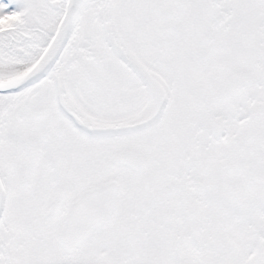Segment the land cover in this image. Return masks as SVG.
<instances>
[{
  "label": "snow or ice",
  "instance_id": "snow-or-ice-1",
  "mask_svg": "<svg viewBox=\"0 0 264 264\" xmlns=\"http://www.w3.org/2000/svg\"><path fill=\"white\" fill-rule=\"evenodd\" d=\"M0 264H264V0H0Z\"/></svg>",
  "mask_w": 264,
  "mask_h": 264
}]
</instances>
